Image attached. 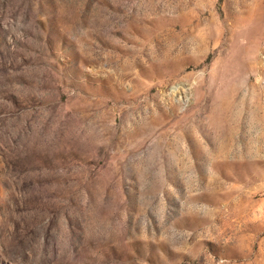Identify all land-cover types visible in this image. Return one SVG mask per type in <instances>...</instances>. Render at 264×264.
<instances>
[{
	"label": "rangeland",
	"instance_id": "1",
	"mask_svg": "<svg viewBox=\"0 0 264 264\" xmlns=\"http://www.w3.org/2000/svg\"><path fill=\"white\" fill-rule=\"evenodd\" d=\"M0 264H264V0H0Z\"/></svg>",
	"mask_w": 264,
	"mask_h": 264
}]
</instances>
